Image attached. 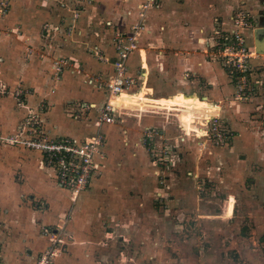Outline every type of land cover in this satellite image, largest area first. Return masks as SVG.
Returning a JSON list of instances; mask_svg holds the SVG:
<instances>
[{"label":"crops","instance_id":"0c3cea01","mask_svg":"<svg viewBox=\"0 0 264 264\" xmlns=\"http://www.w3.org/2000/svg\"><path fill=\"white\" fill-rule=\"evenodd\" d=\"M141 1L27 0V4L37 3L39 10L28 5L33 8L29 10L25 4L21 8L18 2L21 7L12 6L7 18L9 26L6 36L0 42V63L8 65L12 72L20 69L16 77L21 79L12 83L14 79L9 76L10 83H2L5 84V93L2 94L4 98L7 97V103L12 105L11 98L17 100L14 93L22 90V106L17 111L5 104L4 110L0 111V131L3 132H0V137L15 135L19 124L33 114L43 121L50 138L81 141L94 133L96 128L85 116L81 120H74L68 108L71 110L76 109L77 105L102 104L103 99L90 101L72 97L85 89L103 97L89 81L94 83L93 75L96 73L100 79H106L111 67L97 59L95 50H98L99 55L113 58L112 39L116 33H127L138 21L137 8ZM159 2V9L147 13L148 32L139 39L140 51L133 53L128 61L129 74L137 80L138 86L143 84L142 92L135 97L122 95L114 104L116 111L119 113L122 106L134 105L143 94L151 100L159 99L161 105L185 108L190 115L192 111L198 110L208 116V105L221 103L223 124L233 133L230 142L232 151L240 159L237 148L241 147L243 161L251 168L245 165L248 171L245 177L251 182L254 178V185H249V190L256 191L258 196L251 195L244 207L236 203L230 217L226 215L224 200L220 205L217 199L214 204L210 201L207 205L201 204L202 199L199 198V207L200 204L203 208L218 207L221 211L220 214L209 210L210 214L199 213V220L205 223H214V220L235 223L233 226L238 231L223 257L215 252L213 258L209 257L210 254L199 253V264H264V65L253 62L252 97L247 102L235 103L231 101L234 82L216 59L217 50L210 48L213 42L210 33L216 29L231 30V20L235 14L240 9L248 10L245 3H239V0ZM71 29L74 34L66 36V32ZM245 36L249 42L247 31ZM70 47L72 51L69 52ZM76 48L83 51H76ZM62 56L70 59L72 65L55 79L54 61ZM1 76L5 78L2 72ZM147 93L152 96H147ZM148 99L143 102L150 103V108H156ZM80 110L76 113L82 115ZM128 112V108H123L120 113ZM150 113L147 117H152L158 123L154 116L157 110ZM161 118L164 122L167 117L162 115ZM183 119L188 120L185 117ZM141 120L138 119L137 125ZM116 125L101 129L106 142L104 155L107 154V130ZM13 127V131H10ZM159 131L163 138L155 141L156 145L169 146L171 153L188 139L179 130L177 132L180 134L174 138L167 136L164 129ZM201 143L205 145L204 140ZM1 146L9 155H0V180L4 184L0 189L9 197L6 202H0V264H35L37 257L49 246L43 228L56 230L58 227H63V231L58 245L59 253L52 264H143L155 258L165 259L161 264H188L183 259L172 261L170 254L163 255L160 248L155 249L153 245L161 240L154 232L142 234L144 232L138 227L141 225L139 217L132 212L127 216L124 214V209L138 208V198L133 205L121 202L117 190L111 187L103 189L98 185L99 180H96L91 189L82 194L79 202L77 200L71 206L60 205L51 198L54 188L48 189L46 186L47 179H52L53 175L42 165L41 155L16 145ZM208 149L209 153L214 152V148ZM253 155L256 159L253 161L260 163L258 169L251 165ZM169 166H175L173 160ZM171 173L166 177L169 182ZM166 183L167 180L163 182ZM170 188L153 193L155 201H166ZM242 209L250 213H244L246 217L238 214V210L240 212ZM136 213L139 214L138 211ZM148 224L153 226L158 223L152 219ZM128 247L133 249V258L130 260H127Z\"/></svg>","mask_w":264,"mask_h":264},{"label":"rangeland","instance_id":"374dc122","mask_svg":"<svg viewBox=\"0 0 264 264\" xmlns=\"http://www.w3.org/2000/svg\"><path fill=\"white\" fill-rule=\"evenodd\" d=\"M17 2L21 4L22 7L18 5ZM17 2L14 0H0V6L3 5L6 11L4 16L2 15L3 17L0 16V42H3L6 36L9 26L7 24V18L11 12L12 6H20L23 8L25 4L28 7L27 9L33 10V8L28 6L32 5V7L39 10L37 3L33 4L32 2H28L27 4V0H18ZM241 2L245 3L244 6H246V9L252 16L251 27L247 31V37L249 47L253 48L256 34L258 33V36L262 37L264 32V0H239V3ZM80 50V48H76V51ZM70 51H72L71 47L69 48V52ZM258 55L259 57L256 60L257 65L258 63L260 66L264 65V54ZM51 57L50 54V58ZM18 71H20V69H16V71L12 72L8 65H4V63L1 65L0 63V73L2 72L5 75V78L2 76L0 77V111L5 107V104L8 105L9 108H13V110H21V99L15 100L11 98L13 101L11 105L5 100L7 97L4 98L5 95L3 96L2 94L5 93L4 85L10 83L8 80L9 76H12L14 79L12 83L15 82L16 79H21L20 77H16V75L18 76ZM14 72L16 74H14ZM2 83L5 84L3 85ZM91 91L86 89L79 91L76 97L72 98L90 101H99L103 99L100 94ZM141 92L136 95L141 94ZM144 95L146 94H143L134 105H129L130 107L125 105L119 109V113L116 111L117 114L123 117V122L117 123V127H112L111 130H107L108 140L106 145V158L104 155L106 161H99L102 165L93 178L92 184L94 181L99 180L98 185L103 189H105V187L106 189H108V187L114 188V190H117V193H119L118 197L121 202L125 201L133 205L137 202L138 198L139 201L136 203L138 208L132 209L129 207L127 210L124 209V214H126V216L130 212L136 214L141 224L138 227L144 232L142 234L154 232V235L158 237L161 242H156L155 245L152 244L153 247L155 249L160 248L163 255L166 253L170 254L172 261L176 259L180 261L183 259L188 264H199V253L202 254L203 252L210 254V258L214 257V252L223 257V253L229 251L228 248L231 245L234 235H238L237 227L233 226L235 223L226 224L214 220V223L206 222V224L202 220H199V213L214 211L220 214L221 211L219 212L218 207L216 209H211L209 207L203 208V205H201L205 203L208 205L210 201H213L214 204V201L217 199L220 200L219 205L222 203V200L225 201L224 203L227 206L226 215L230 217L236 203L240 205L239 207H244V203L251 195L252 197L258 196L256 191L250 192L249 190V185H254L252 184L254 183V178H252L251 182L250 179H246L247 177H245V175L248 174L245 165L248 168L250 167L243 161L244 154L241 153L242 149L241 147L237 148L239 152L237 154L240 155V159H238L235 154L236 152L234 153L232 151V143L230 142L227 146H213L211 143H206L204 141L205 145L202 146L201 140L204 139L201 138V136L205 135L207 123V116L205 113L200 111L195 113L196 110H194L190 115L185 108L161 105L158 103V101H160L159 99L151 100ZM132 96L135 97V95ZM189 97L191 98V96ZM144 99L150 100L151 104L156 108H150V103H144ZM33 108L35 109V107ZM123 108H128L129 112L126 114L120 113L123 111ZM151 109L154 111L157 110L154 116H156L155 119L158 120V123L155 122L152 117H147L148 113L152 112ZM162 115L167 117L164 118V122L161 118ZM142 116L145 117L142 118ZM184 117L188 118V120L185 121L183 119ZM138 119L141 121H139L137 125ZM166 121L167 123H165ZM162 122L163 124H161ZM146 125H151L156 129H164L166 135L172 138L180 134V132L187 135L188 139L186 138L187 140L185 142L180 143L179 148L169 156V158L173 160V165L175 166L165 167L164 163L161 164L160 162L155 164V161L160 159V156L156 158L155 155L160 152L159 147H162V144H158L157 147H155V152L152 154L151 148L144 144L142 138L144 127H150ZM13 129L14 127L10 131H13ZM177 130L180 132H177ZM192 131L196 132L199 138L192 135ZM0 132L3 133L2 131ZM123 132H126V134L124 135ZM1 133L0 135H2ZM191 136L197 140L191 138ZM1 145L2 143L0 142V155H9ZM200 148L201 152L199 151ZM208 148H214V152L209 153ZM202 152L203 155H201ZM253 159L256 160L254 155L251 157V165H253L255 169H258L260 163L258 161H253ZM170 172H172V176L169 182L166 177L169 176ZM156 173H158V175ZM165 180H167V183L163 184ZM2 186H4V184H2V180H0V187ZM46 186L48 189L54 188L51 193V198L61 203L60 205L71 206L69 195L57 189L50 177L46 181ZM166 187H172L169 190L166 201L156 202L153 193H160V191ZM0 190V202H6L9 195L7 196L2 189ZM22 196L24 195H21V197ZM82 197L81 195L78 202ZM199 198L200 200L202 199L200 207ZM140 204L141 206H138ZM236 209H238V206ZM136 211H138L139 214H137ZM239 213L246 217L247 214L244 213L250 212L246 209H242L240 212L238 210V214ZM249 215L250 214H248V216ZM102 218H104V216ZM152 219L158 224L150 226L148 222ZM241 227L242 225H240V228ZM204 232H206V235ZM143 237L145 238L146 236ZM218 250H222V252L220 253ZM132 251L133 249H129L128 247L127 260L133 258ZM164 260L165 259L162 258H155L143 264H161Z\"/></svg>","mask_w":264,"mask_h":264},{"label":"built area","instance_id":"2783aa9c","mask_svg":"<svg viewBox=\"0 0 264 264\" xmlns=\"http://www.w3.org/2000/svg\"><path fill=\"white\" fill-rule=\"evenodd\" d=\"M160 0H142L138 5V21L131 26L125 34L116 33L112 39L111 47L114 50L112 59L99 55L95 50L97 59L108 64L111 69L106 79H100L99 74L93 75L94 83H91L103 95V102L100 106L95 104L77 105L76 109L71 108L70 117L74 120H81L83 116L91 123L96 131L83 140L70 138H50L45 131L44 123L38 115H29L18 126L16 134L7 137H0L2 144L17 146L24 150L38 152L41 155L42 165L49 170L53 177L55 187L69 195L70 202L74 204L80 196L89 190L93 178L101 167L100 160L104 158L105 138L101 129L103 127L115 126L123 122V117L117 114L114 104L124 94L136 95L143 89V84L138 86L137 80L129 74L128 61L131 55L139 49L140 37L148 32L146 17L151 10L160 8ZM5 7L0 6V16H4ZM2 16V17H3ZM76 16L73 17L75 19ZM252 16L244 9H240L231 20V30L216 29L211 32L213 36L211 49H215L216 59L225 70L227 76L234 82V93L231 101L235 103L247 102L251 99L253 89L251 76L255 70L253 62L259 55L254 47L250 48L245 32L251 27ZM74 31L68 30L66 36L70 37ZM72 61L66 57H58L54 61V78L65 70L71 68ZM257 70V69H256ZM18 100L22 96V90L14 93ZM147 96H152L147 93ZM204 102V101H201ZM22 103V102H21ZM205 103V102H204ZM208 105V104H207ZM81 108L80 113H76ZM208 116L205 128V135L201 136L205 142L213 146H226L233 139V133L223 124L221 103L208 105ZM198 110L195 111L197 113ZM91 118V119H90ZM83 119V118H82ZM196 138V132L192 131ZM190 134V135H191ZM184 136H187L184 134ZM142 138L144 144L151 148L152 154L157 147L155 141L163 138V134L154 127H144ZM182 142L183 139H180ZM160 156L157 162L164 163L165 167L171 165L169 158L170 147H159ZM163 154V155H162ZM63 227L56 230L43 228V235L48 239L49 246L40 254L35 264H52L59 253V240L62 237Z\"/></svg>","mask_w":264,"mask_h":264},{"label":"water","instance_id":"95a60500","mask_svg":"<svg viewBox=\"0 0 264 264\" xmlns=\"http://www.w3.org/2000/svg\"><path fill=\"white\" fill-rule=\"evenodd\" d=\"M254 49L257 54H264V32L263 36H258V33L256 34L254 38Z\"/></svg>","mask_w":264,"mask_h":264},{"label":"bare ground","instance_id":"6f19581e","mask_svg":"<svg viewBox=\"0 0 264 264\" xmlns=\"http://www.w3.org/2000/svg\"><path fill=\"white\" fill-rule=\"evenodd\" d=\"M114 108H115V106H114ZM115 110H116V108H115Z\"/></svg>","mask_w":264,"mask_h":264}]
</instances>
